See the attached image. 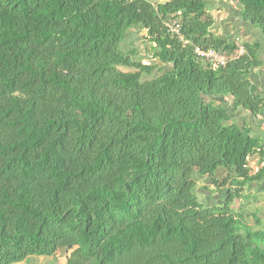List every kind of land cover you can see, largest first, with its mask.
Segmentation results:
<instances>
[{
	"label": "trees",
	"instance_id": "trees-1",
	"mask_svg": "<svg viewBox=\"0 0 264 264\" xmlns=\"http://www.w3.org/2000/svg\"><path fill=\"white\" fill-rule=\"evenodd\" d=\"M221 1L0 0V264H264L260 219L230 207L264 175L236 121L264 117V0L231 7L241 41Z\"/></svg>",
	"mask_w": 264,
	"mask_h": 264
},
{
	"label": "crops",
	"instance_id": "crops-1",
	"mask_svg": "<svg viewBox=\"0 0 264 264\" xmlns=\"http://www.w3.org/2000/svg\"><path fill=\"white\" fill-rule=\"evenodd\" d=\"M227 7L225 8L226 12H228V14H232L234 15V13L232 12L230 3L232 0H222ZM217 3L219 2H215L211 5H209L208 10L210 11L212 17L214 18V12H219L216 8H218ZM222 3V2H221ZM223 4V3H222ZM212 8V9H211ZM215 19V18H214ZM237 20L236 16L234 15L233 20ZM234 22L230 21L228 23V25L225 27V29L223 30L222 33H235L236 32V25L233 24ZM238 25H240V22H238ZM217 32V31H216ZM220 34V33H218ZM248 40L253 39L252 36L247 38ZM253 78L256 82H259L260 85L262 86V88H264V71H258L255 70ZM238 116L236 118V121L242 125H244L246 128L249 129V134L259 140L264 141V119H262L260 116H257L255 118H252L249 115H243L240 113H237ZM259 160L260 157L258 154L254 153L252 154L249 158H248V163H249V167L251 168L252 172L257 170L258 167L260 166L259 164ZM216 177L219 178L220 181H222L223 176H224V172L221 169L216 170ZM218 180V179H217ZM219 181V182H220ZM199 189H202L201 186H205L202 183H199ZM199 191V190H198ZM211 189L209 188L208 190L206 189L205 191H203L202 195H203V199L202 202L206 203L209 201V199L211 198L212 195H204V193H210ZM241 194H244L245 196L248 195L249 193L251 194V196L253 197V201L252 204H259L262 206V208H260L261 210H263V212L261 211H255V210H251L248 209L249 215H257V217L260 219L261 221V229L264 230V175H262L259 179L255 180V181H251L249 183H247L240 191ZM261 196V200H259L258 195ZM225 197V195L221 192V191H214L213 194V199L214 202L218 201L220 198ZM241 199H236L232 205H241ZM255 212H259V213H255ZM252 213V214H251ZM17 264H65L62 256H44V255H39V256H35V255H31V256H27L23 261H21L20 263Z\"/></svg>",
	"mask_w": 264,
	"mask_h": 264
},
{
	"label": "rangeland",
	"instance_id": "rangeland-1",
	"mask_svg": "<svg viewBox=\"0 0 264 264\" xmlns=\"http://www.w3.org/2000/svg\"><path fill=\"white\" fill-rule=\"evenodd\" d=\"M221 2L217 3L218 8H216L219 12H214L213 13L214 14V18H215V22H216V24H215V31H217V33L223 32V30L225 29V27L228 25V23L230 21L234 22L233 24L236 25L237 27L239 26L237 20L236 19L233 20L234 15L236 16V11H234L232 9V12L234 13V15L228 14V12H226V10H225V8L227 7V5L223 1H221ZM230 6L231 7L236 6V0H232L231 3H230ZM236 31H238V33L240 34L239 39H238L239 41L248 38L246 36L247 35V31L244 28L236 29ZM244 34H246V35H244ZM144 35H145V31H140L137 35L133 34L132 36H130L128 40L131 41V42H133L134 45L139 50L143 51V49L147 47V44H145L144 41L142 40V37ZM242 35H244V38L242 37ZM140 55H143V53H141ZM147 59H148V57L144 55V60L148 61ZM218 181H220L219 178H218ZM202 184H204V185H210V183L208 181H205V180H202ZM209 187L211 189V194L210 193L209 194L208 193H204V195H212V192L217 190L214 185H211ZM206 189L207 188H203V189H200L199 191H197V197L200 199V201H202L201 200V199H203L202 193ZM260 195H262V194H259L258 197ZM258 199L261 200V196ZM209 200H210L209 202H214V199H213L212 196H211V198ZM241 200H242L241 201V203H242L241 205H232V204H230V207L231 208H234V209H241V210L242 209H245L246 212H248V209H251V210L252 209L253 210L257 209L255 211H261V212H263V210L260 209V208H262L261 205H259V204H252L253 197L251 196L250 193L248 195H246V196L244 194H242ZM214 203L219 205L220 204V201L218 200V201H216ZM255 213H259V212H255Z\"/></svg>",
	"mask_w": 264,
	"mask_h": 264
},
{
	"label": "built area",
	"instance_id": "built-area-1",
	"mask_svg": "<svg viewBox=\"0 0 264 264\" xmlns=\"http://www.w3.org/2000/svg\"><path fill=\"white\" fill-rule=\"evenodd\" d=\"M240 52H242V49L239 50V53ZM196 53L201 57L211 58L212 60L216 59L217 63L220 65H222L224 63V59L221 56H219L217 53H215L211 50L202 52L201 50L196 49Z\"/></svg>",
	"mask_w": 264,
	"mask_h": 264
},
{
	"label": "clouds",
	"instance_id": "clouds-1",
	"mask_svg": "<svg viewBox=\"0 0 264 264\" xmlns=\"http://www.w3.org/2000/svg\"><path fill=\"white\" fill-rule=\"evenodd\" d=\"M236 18L238 19V16H237V14H236ZM239 20V19H238ZM240 49H242L241 47L239 48V50ZM239 50L237 51V53H239ZM208 51V50H207ZM211 51H213V50H211ZM213 52H215V51H213ZM216 53V52H215ZM241 53V52H240ZM239 53V54H240ZM220 56V55H219ZM222 57V56H221ZM223 59H224V63L222 64V65H224L225 64V58L224 57H222ZM212 60V59H211ZM220 65V64H219ZM262 119H264V117H261Z\"/></svg>",
	"mask_w": 264,
	"mask_h": 264
}]
</instances>
